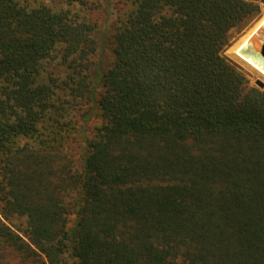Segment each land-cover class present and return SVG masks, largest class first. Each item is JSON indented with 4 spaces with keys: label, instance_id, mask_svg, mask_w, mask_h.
I'll return each mask as SVG.
<instances>
[{
    "label": "trees",
    "instance_id": "1",
    "mask_svg": "<svg viewBox=\"0 0 264 264\" xmlns=\"http://www.w3.org/2000/svg\"><path fill=\"white\" fill-rule=\"evenodd\" d=\"M128 2L99 82L94 25L0 0V242L39 264H264V91L223 56L264 0ZM59 48L65 77L44 78ZM90 103L77 170L69 118Z\"/></svg>",
    "mask_w": 264,
    "mask_h": 264
},
{
    "label": "rangeland",
    "instance_id": "2",
    "mask_svg": "<svg viewBox=\"0 0 264 264\" xmlns=\"http://www.w3.org/2000/svg\"><path fill=\"white\" fill-rule=\"evenodd\" d=\"M20 2L28 5L30 8L45 6L56 12L70 11L80 19L86 20L94 25L95 32L93 37L97 42L98 52L96 56L92 58L93 67L90 71V76L94 80H99V82L103 80V75L110 70L115 59L113 55V36L120 27V22L125 21L126 15L132 10V6L128 0H20ZM261 6L262 14L260 18L249 28L233 38L232 44L225 49L223 56L247 73L251 88L264 91V89H260L256 85L257 80L264 82V79L254 74L246 65L235 57L237 49L245 42L249 34L264 21V4ZM62 51V48H59L54 53L53 57L44 63V78L51 75L63 80L65 77V69L61 66ZM98 86H101V84ZM101 92L102 89H99L98 96ZM97 100L99 99L97 98ZM76 108L78 109L72 112L69 118L73 122V127L68 129L65 150L78 170L81 168L86 153L85 149L87 142L94 139L97 130L103 124V118L96 103H90ZM62 197L67 210L70 212L68 216V228L71 230L75 225L74 213L77 209L78 198L74 194H62ZM8 226L19 235L25 236L27 230L25 219H13L8 223ZM0 264L39 263L23 258L13 249L0 242Z\"/></svg>",
    "mask_w": 264,
    "mask_h": 264
},
{
    "label": "water",
    "instance_id": "3",
    "mask_svg": "<svg viewBox=\"0 0 264 264\" xmlns=\"http://www.w3.org/2000/svg\"><path fill=\"white\" fill-rule=\"evenodd\" d=\"M258 32L260 33V35L255 40H253L255 37L254 36L247 44L242 46L239 54H241L243 59L240 57L239 59L242 62H245L243 60H248L249 62H252L254 65L264 70V25L258 30ZM258 32L257 34H259ZM249 43H251L250 46L248 45ZM256 85L260 89H264V82H262L261 80H257Z\"/></svg>",
    "mask_w": 264,
    "mask_h": 264
},
{
    "label": "bare ground",
    "instance_id": "4",
    "mask_svg": "<svg viewBox=\"0 0 264 264\" xmlns=\"http://www.w3.org/2000/svg\"><path fill=\"white\" fill-rule=\"evenodd\" d=\"M264 25V21H262L250 34L249 36L246 38L245 42L237 49L236 53H235V57L241 62L243 63L244 65L247 66V68H249L254 74H256L258 77H260L261 79H264V70L256 65H254L252 62H249L248 60H243L245 62H242L240 58H242L241 54H239L240 52V49L242 48V46H244L245 44H247L254 36V39L255 40L259 35L260 33L258 32V30ZM263 30V29H262ZM257 32L259 34H257ZM262 32V31H260ZM257 34V35H256ZM252 42V41H251ZM249 46L251 45V43L248 44ZM243 59V58H242ZM245 59V58H244Z\"/></svg>",
    "mask_w": 264,
    "mask_h": 264
}]
</instances>
